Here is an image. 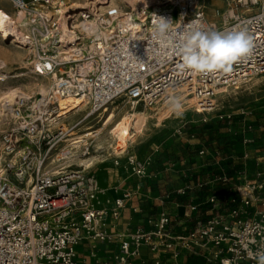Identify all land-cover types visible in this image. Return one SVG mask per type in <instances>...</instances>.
Wrapping results in <instances>:
<instances>
[{"label":"built area","instance_id":"obj_1","mask_svg":"<svg viewBox=\"0 0 264 264\" xmlns=\"http://www.w3.org/2000/svg\"><path fill=\"white\" fill-rule=\"evenodd\" d=\"M0 1L29 17L28 34L17 42L30 52L26 71L52 79L49 91L32 110L23 93L9 106L14 122L2 136L5 149L13 153L26 138L43 154L28 167V185L13 184L0 171V264H77L75 247L82 240L110 241L105 229L109 213L93 206L99 192L96 178L80 166L59 163L69 154L61 146L71 138L73 126L58 123L49 128L50 121L60 117L58 100L74 97L79 103L72 110L82 111V120L105 116L102 124L118 99L149 107L162 99L192 94L201 108L192 102L195 112L209 114L214 91L223 86L237 88L250 76L264 73V0H230L225 11L214 12L213 19L207 18L197 0H167L170 7L143 15L141 31L118 21L117 8L109 4L70 13L60 12L59 0ZM255 6L257 10L251 11ZM156 16L170 19L177 36L189 25L224 33L246 30L253 37L252 51L234 63L230 72L195 74L181 67L182 58L172 47H163L154 38ZM79 21L87 22L86 30L76 27ZM83 147L81 155L89 154L88 146ZM48 153L54 155L49 158L54 166L46 170ZM30 155L27 148L21 157L26 161ZM128 165L137 175H149L141 161L129 158ZM24 172L18 169L15 175L20 178ZM236 192L226 200V212L215 211L180 234L168 231L169 219L163 214L153 230H136L130 240L122 239L119 253L109 264H138L131 259L136 255L131 242L137 247L146 244L151 252L162 248L175 258L181 250L204 248L211 252V264H256L253 254L264 249V166L258 163L251 176L245 175ZM209 203L218 207L217 198L211 197ZM123 205L121 199L115 200L111 214L115 216ZM92 264L107 263L96 260Z\"/></svg>","mask_w":264,"mask_h":264},{"label":"crops","instance_id":"obj_2","mask_svg":"<svg viewBox=\"0 0 264 264\" xmlns=\"http://www.w3.org/2000/svg\"><path fill=\"white\" fill-rule=\"evenodd\" d=\"M239 113L230 119L196 113L195 120L158 142L144 163L148 176L137 175L129 165L105 180L93 175L99 187L93 206L109 213L105 229L111 239L82 240L75 247L77 264L112 263L122 239L130 240L136 230H153L163 214L169 219L168 231L180 234L215 211L226 212V200L237 193L242 178L251 176L258 163L264 166V110ZM211 197L217 198L218 207H211ZM118 199L124 205L114 216L111 208ZM130 249L138 264H211V252L204 248L181 250L176 258L162 248L151 252L146 244L131 242Z\"/></svg>","mask_w":264,"mask_h":264},{"label":"rangeland","instance_id":"obj_3","mask_svg":"<svg viewBox=\"0 0 264 264\" xmlns=\"http://www.w3.org/2000/svg\"><path fill=\"white\" fill-rule=\"evenodd\" d=\"M60 1L61 0H59V2ZM91 1H95V0H88L87 1L88 5L80 9H87L93 6L94 5L93 3L90 6ZM122 1L124 3V0ZM197 1L200 5L204 6V12L206 13L207 18L213 19L214 18L213 14L215 10L225 11L228 7L227 3L230 0H197ZM116 2L118 5L123 6L122 2L120 3L119 0H116ZM97 4L101 5L99 3H96L95 5ZM2 5H5V6H2ZM0 7L7 10V12L11 14L16 11L6 2L0 1ZM176 8L177 7H174V9ZM240 10L241 9L239 8V11ZM255 10H257V6L253 7L251 11H255ZM125 11H130V9H125ZM2 48L6 50V52H10V54L15 56L14 57L15 60H13L14 62L11 61L8 64L6 62V65L0 64V75L6 76L4 82L3 81L0 82L1 84L0 89H2V91L5 90V87L7 88V87L20 86V89L22 90V93H23V92H26V90L24 86H22L21 84H25L29 82L30 83L37 82V81H41L45 87L48 86L50 83L52 85L51 76H45V77L35 76L32 74H29L26 71L25 62L28 60V57L30 56V52L26 47L19 46L16 41L13 42V40H11L10 38L8 39V38H3L0 36V60H3L2 58L5 59L6 57V55L3 56V54H5L4 53L5 51ZM14 76H17V77H14ZM237 88L223 86V87H220L218 90L214 91V94L209 97L211 102H213V105H214L212 109L208 110L209 114H215L217 118H219V116H222L223 118H227L226 116L230 115V118H231V116H233L234 114H240L239 112L241 110H244L245 112H247V111L256 110L259 107H261L262 110H264V73L250 76V78L246 82L239 83L237 85ZM228 89H230L231 92ZM220 93L223 94V96H220ZM182 95L183 94H179L178 96H176L180 100L183 107L186 108L182 117H177L175 113L169 114L168 112L163 114L164 119H162L161 116H153L146 123V129L144 130L143 134L138 136L131 144H129L126 154L122 155L119 158H114L113 156H106V152L104 154L103 152L99 153L100 155H104V159L92 165L93 167L91 166L92 170L90 171L89 174L95 176V174L98 173L99 178H101L102 180H105L106 178H108L109 173L115 172V169L116 170L119 169V171H121L124 166H128L129 158H134L138 161H141L142 163H145L148 156L151 154L155 146L158 144V142L162 138L169 135L174 129H176L178 126L182 125L183 123L190 122L196 119L198 114L195 113V109H193L192 107V102H194V99H196V97H190V96H193L192 94L188 95L187 96L188 98L183 97ZM200 97L201 96H199V98ZM2 101L3 100H1V97H0V103ZM120 102H122V104ZM115 103L109 107V111L112 114L118 111L117 107L123 106V108H129V106H131L125 99H118L116 100ZM138 105L140 109H144L143 107H148V106H144L143 104H138ZM30 108L32 110L31 106ZM70 113L71 112L68 111L64 115L61 114L60 117L57 118L56 123L49 124V128L54 129L58 123H64L68 126H73V124L82 121V116H83L82 111L79 110V111H75L74 113H71V114ZM201 114H207V113H201ZM103 117L105 118V116ZM104 118H102V120H99L98 118H94V117L89 118L85 120V123H83L85 125L84 127L85 128L92 127V129H94L93 127H96L102 124ZM13 122L14 120L10 119V117H2V122H1L2 124L0 123V151L2 150V136L5 132L10 130V128H12ZM51 124H54V125H51ZM83 129L84 128H82L79 132H82ZM92 129L90 131H92ZM85 141H86L85 146H88L89 153L95 154L94 147H93L94 145L93 137L89 136L88 138L85 139ZM83 146H81L82 148L81 147L78 148V150L76 149L77 151L75 153L76 157H72L71 159L67 157L64 160H60L59 163L60 164L62 163L61 165H63L65 161H68V163L73 162L74 165L76 164V166H78V163L76 162V160L82 159L88 155V154L81 155L82 153L81 150L82 151L84 150ZM27 148L31 150V155L29 156V158H27L26 161H23L21 156L23 153L27 151ZM61 148L63 149L64 145H62ZM20 150L22 153L20 152ZM17 151H19V153L15 154ZM42 154L43 152H40L34 144L30 143L28 139L23 138L20 141L19 146H17L14 152L11 154V156L13 155V158H15V162L11 161L12 157L9 159H6L2 163L1 168H3L4 172H5V168H8V172H5V173H7V177L13 184H16L19 186H25L26 185L25 183L27 180L26 178L30 176V170L28 169V167L34 164L36 157L40 155V158H41ZM50 155L54 157L53 154L51 153H48L46 155V158L44 161L46 170L53 168L52 164L54 165V163H52L51 160L49 159ZM28 159H31V160H28ZM18 169L25 171L24 172L25 175L23 177L18 178L15 175V172ZM81 169L83 172H86L88 170V169L85 170L83 168Z\"/></svg>","mask_w":264,"mask_h":264},{"label":"bare ground","instance_id":"obj_4","mask_svg":"<svg viewBox=\"0 0 264 264\" xmlns=\"http://www.w3.org/2000/svg\"><path fill=\"white\" fill-rule=\"evenodd\" d=\"M87 1L88 0H61L60 1V6H61L60 12H63V11L76 12L80 8H83L86 5H88ZM119 1L120 3L122 2L123 6L118 5L117 4L118 1L116 2V0H95V1L90 2L91 3L90 6L92 5V3L94 5L96 3H99L101 4L100 7H104L102 6V4L113 5L115 6V8H117L119 12V16L117 18L118 21L125 22L126 26H128L130 30L141 31L143 30L141 21L145 20L143 18L144 14L148 12L151 13L154 11L163 10L167 8V6L170 7V4H171L167 0L165 1L164 0H124V3L122 0H119ZM2 6H5V5H2ZM125 9H130V11H125ZM28 25H29V17L23 10H18L11 14V13H8L7 10L0 7V36L1 37L8 38V39L10 38L11 40H13V42L15 41L18 42L21 39V37H23L25 34H28V29H29ZM87 26L88 24L86 21H79L76 25V27L80 31L86 30ZM4 51H5L4 52L5 54H3V56L6 55V57L5 59L1 57L4 61L0 60V64L6 65V62L8 64L11 61L15 60L14 59L15 56L10 54V52H6V50ZM5 77L6 76L4 75H0V80L4 82ZM14 77H17V76H14ZM21 85L24 86L26 90V92H23V93H25V96L29 98L30 106L32 107V109L36 106L38 99L42 95L47 94V92L49 91L51 87V83L45 87L41 81L31 82V83L29 82V83H25ZM19 93H22L20 86L7 87V88L5 87L4 91L0 89V95H1L0 97H1V100H3L0 103V123L2 122V117H10L11 119L9 106L12 104L15 96L18 95ZM220 96H223V94L220 93ZM172 98H177V97L173 96V97H170L168 100L162 99L149 107H143L144 109H140L138 104L129 106V108H123V106L117 107L118 111L116 110L117 111L116 113L111 114L104 124H100L99 126L93 127L94 129H92V127L85 128L84 127L85 125L83 124L85 123V120H82L80 122L73 124V127L70 129L71 138L67 140L63 148L64 150L69 151V154L67 155V157L70 159L72 157H76V154H75L77 152L76 149L78 150V148L85 145L86 144L85 139L88 138L89 136H92L94 139L93 147H94L95 154L89 153L86 157L82 159H77L76 162L78 163V166H80L81 168L87 170L95 163L102 161V159H104V155L99 154L102 152L103 154L106 152V156H113L114 158L121 157L122 155L127 153L129 144H131L138 136L143 134L144 130L146 129V123L153 116H161V118L164 119L163 114H165L166 112H168L169 114L173 113L169 111L170 100ZM197 102H198L197 99L193 102L195 103L194 106L200 110L201 109L200 104H198ZM78 103L79 101L71 96L63 98V99H59L58 105H59V109H61L59 115L61 114L64 115L68 111H70L71 113H74L75 111H79V109L72 110L73 108L77 106L76 104ZM120 103L122 104V102ZM185 110L186 108H184V111ZM56 120L57 119L51 120L50 123H56L57 122ZM51 125H54V124H51ZM82 128H84L83 131L79 132ZM91 129L92 131H90ZM70 140L75 141L74 142L75 144H73V146L70 145L71 144L69 142ZM17 153H19V151H17L15 154ZM11 154L12 153L8 152L2 144V150L0 151V171L3 173L5 172L3 168L1 167H2V163L6 159H9L12 157L11 161L15 162V158H13V155L11 156ZM71 163L73 164V162ZM52 166L54 165L52 164ZM26 179L27 180L25 184L28 185L31 181V177L28 176Z\"/></svg>","mask_w":264,"mask_h":264},{"label":"clouds","instance_id":"obj_5","mask_svg":"<svg viewBox=\"0 0 264 264\" xmlns=\"http://www.w3.org/2000/svg\"><path fill=\"white\" fill-rule=\"evenodd\" d=\"M153 35L161 41L163 47H172L176 54L181 56L182 68L195 74L217 70L230 72L233 64L248 57L253 48V37L246 30L224 33L189 25L177 36L171 20L160 16L153 19ZM174 39L178 43L173 44ZM165 40L167 44L164 43ZM169 111L175 113L177 117L183 116L184 108L178 98L170 100ZM253 258L256 264H264V249L255 252Z\"/></svg>","mask_w":264,"mask_h":264}]
</instances>
